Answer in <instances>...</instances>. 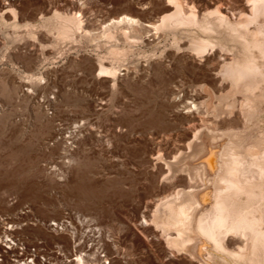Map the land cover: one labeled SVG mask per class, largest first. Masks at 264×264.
I'll return each instance as SVG.
<instances>
[{"label":"rangeland","instance_id":"rangeland-1","mask_svg":"<svg viewBox=\"0 0 264 264\" xmlns=\"http://www.w3.org/2000/svg\"><path fill=\"white\" fill-rule=\"evenodd\" d=\"M4 1L7 10L1 5ZM163 2L171 4L0 0V264H22L17 259L23 254L30 264L33 258L44 261L58 255V247L72 244L75 233L77 240L81 236L82 254H89L86 264H102L99 248L108 264H189L182 241L192 231L184 228L176 241L178 249L168 248L164 235L168 231L174 236L180 224L177 208L185 205L189 210L190 198L184 194L176 206L155 209L186 185L177 178L154 181L164 161L161 157L155 165L143 163V149L153 146L143 144L137 132L162 100L159 91L147 86L148 72L142 68L172 52L179 32L173 30L150 45L111 46L95 44L89 36H59L54 22L57 12L69 16L78 9L95 27L122 12L154 22ZM99 65L116 73L110 82L113 88L105 78L92 75ZM160 152L164 156L166 150ZM195 167L180 164L172 173L185 176L196 172ZM67 215L75 224L68 232L41 224L66 220ZM6 223L13 224L11 230ZM163 226L170 229L164 232ZM195 231L199 233L196 227ZM4 232L10 234L9 241H4ZM70 259L67 264L74 263Z\"/></svg>","mask_w":264,"mask_h":264},{"label":"bare ground","instance_id":"bare-ground-1","mask_svg":"<svg viewBox=\"0 0 264 264\" xmlns=\"http://www.w3.org/2000/svg\"><path fill=\"white\" fill-rule=\"evenodd\" d=\"M169 1L162 3L154 22L122 12L95 27L85 22L81 9L69 16L57 12L54 22L59 36H89L95 44L111 46L150 45L173 30L179 32L172 52L142 68L148 72L147 86L159 91L162 100L136 130L143 144L153 146L143 149V163L152 166L161 157L164 161L154 181L177 178L186 185L165 196L155 209L176 206L184 194L190 198L189 210L185 205L177 208L180 224L174 236L168 231L164 235L167 247L178 249L176 241L186 228L193 233L182 241L189 264H216L217 257L222 264H264V0H201L200 5ZM1 5L9 8L7 1ZM91 72L115 86L110 83L114 70L99 65L98 72ZM180 164L198 167L186 177L177 176L172 171ZM193 203L200 206L192 208ZM75 217L84 221L79 214ZM66 218L41 224L68 232L75 224L71 215ZM90 223L88 227L95 228ZM12 227L6 223V229ZM75 234L70 236L72 244L57 248L58 255L44 261L33 258L32 264H67L68 258L86 264L89 254H82L81 236L77 240ZM9 236L4 232V241ZM96 253L102 264L110 262L100 248ZM17 261L30 264L24 254Z\"/></svg>","mask_w":264,"mask_h":264}]
</instances>
